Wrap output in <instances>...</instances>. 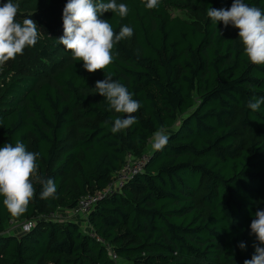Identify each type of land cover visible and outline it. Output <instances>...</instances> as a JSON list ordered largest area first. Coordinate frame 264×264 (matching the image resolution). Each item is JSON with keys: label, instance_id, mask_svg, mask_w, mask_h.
I'll return each instance as SVG.
<instances>
[{"label": "trees", "instance_id": "obj_1", "mask_svg": "<svg viewBox=\"0 0 264 264\" xmlns=\"http://www.w3.org/2000/svg\"><path fill=\"white\" fill-rule=\"evenodd\" d=\"M29 0H12L13 3ZM20 11L38 26L40 63L20 74L15 60L0 66V147L17 141L37 152L38 176L53 179L55 198L40 199L13 217L0 196V264H244L255 251L251 222L264 211V65L244 54L239 30L212 23L207 9H230L234 0H142L127 5L126 17L106 12L116 33L133 29L114 45L113 63L89 73L58 39L68 0H41ZM8 0H0V6ZM108 2V0H105ZM264 11V0H244ZM168 9L197 17H173ZM110 74L141 107L136 123L113 134L118 115L96 92ZM164 128L166 146H148ZM253 134L244 141L240 131ZM127 155L146 156L142 172L101 198L86 215L91 234L75 221L49 218L74 212L79 200L103 191ZM31 223L18 236L9 224ZM110 245L115 262L102 242ZM246 244L241 250L240 243Z\"/></svg>", "mask_w": 264, "mask_h": 264}, {"label": "clouds", "instance_id": "obj_2", "mask_svg": "<svg viewBox=\"0 0 264 264\" xmlns=\"http://www.w3.org/2000/svg\"><path fill=\"white\" fill-rule=\"evenodd\" d=\"M142 3L151 10L158 7L159 0H142ZM128 11L127 5H118L115 0H68L63 10V36L57 41L71 53L73 60L83 62L87 72L103 71L113 63L114 45L131 37L133 29L124 26L116 33L109 21L101 17L106 12L126 17ZM18 12L19 4L12 0L0 6V66L22 55L26 47L35 46L40 35L37 24L30 16L18 22ZM206 14L214 24L223 22L225 28L231 25L238 29L244 54L251 64L264 65V11L249 6L244 0H234L230 9L209 8ZM94 90L107 101L109 111L123 114L114 119L110 129L113 134L127 130L136 123L132 114L140 109L141 104L133 99L123 84L114 81L110 74H105L104 80L96 81ZM262 104L264 97H253L247 102V107L255 112ZM167 142L168 136L162 127L154 132L150 145L153 150L160 151ZM38 156L37 152L27 151L20 141L15 146L6 143L0 147V196L4 198L3 204L13 217H19L27 211L36 195L34 180L42 184L40 199L56 196L54 180H43L38 176ZM250 228L256 240L253 244L255 251L244 264H264V211L255 213ZM239 247L246 250L247 246L242 242Z\"/></svg>", "mask_w": 264, "mask_h": 264}, {"label": "rangeland", "instance_id": "obj_3", "mask_svg": "<svg viewBox=\"0 0 264 264\" xmlns=\"http://www.w3.org/2000/svg\"><path fill=\"white\" fill-rule=\"evenodd\" d=\"M19 4V10L20 11H34L37 10L41 7H43V3L41 0H29V1H25V2H17ZM170 14L173 17H179L181 19H187L190 21H193L196 24H199L200 21L197 17L193 16V15H189L181 10H177V9H168ZM127 43L129 45L133 46V37H128L126 38ZM38 63H40L39 57H38V47H37V43L35 46L33 47H26L24 49V52L22 55H18L17 56V69L18 72L20 74H24V75H29L32 72H34L36 70V68L38 67ZM240 138L244 139V141H249L253 138V134H251L250 132L247 131H240ZM151 149V145L149 144L148 146V151ZM76 211V210H74ZM56 217V221L58 222H66V221H75L77 222L81 229L84 232L89 233L90 232V228L87 225L86 222V218L84 220V216L83 215H77L75 213L70 212V211H60L59 214H55ZM78 217H82V218H78ZM23 225V223H13L11 222L9 224V228L8 231L12 230L14 232V234H16L17 236L19 234H21L20 230L21 226ZM11 231V232H12Z\"/></svg>", "mask_w": 264, "mask_h": 264}, {"label": "built area", "instance_id": "obj_4", "mask_svg": "<svg viewBox=\"0 0 264 264\" xmlns=\"http://www.w3.org/2000/svg\"><path fill=\"white\" fill-rule=\"evenodd\" d=\"M147 158L146 156H142L140 158H132L131 155H127L124 165L121 167L120 171L113 175L111 181L107 184L106 188L103 191H100L94 195H87L82 197L79 200L78 206L73 213L77 215H83L86 217L87 213L91 210L95 203H97L101 198L110 196L118 191H120L125 182L128 181L130 177L133 175L140 173L144 169V165ZM49 218L52 220H56L55 214L50 215ZM31 223H23L21 226V231L26 233L31 228ZM91 234V231L88 233ZM100 242L104 244L106 249L109 252L110 257L113 261H117V256L112 252V249L109 244L104 243L102 240L98 239Z\"/></svg>", "mask_w": 264, "mask_h": 264}, {"label": "crops", "instance_id": "obj_5", "mask_svg": "<svg viewBox=\"0 0 264 264\" xmlns=\"http://www.w3.org/2000/svg\"><path fill=\"white\" fill-rule=\"evenodd\" d=\"M78 218H82V217H78ZM84 220H85V217H84Z\"/></svg>", "mask_w": 264, "mask_h": 264}]
</instances>
